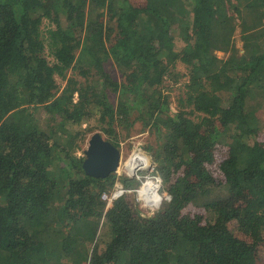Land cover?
Here are the masks:
<instances>
[{
	"label": "trees",
	"instance_id": "obj_1",
	"mask_svg": "<svg viewBox=\"0 0 264 264\" xmlns=\"http://www.w3.org/2000/svg\"><path fill=\"white\" fill-rule=\"evenodd\" d=\"M133 115L170 197L153 214L105 212L115 175L76 155ZM263 242L264 0H0V264H259Z\"/></svg>",
	"mask_w": 264,
	"mask_h": 264
},
{
	"label": "built area",
	"instance_id": "obj_2",
	"mask_svg": "<svg viewBox=\"0 0 264 264\" xmlns=\"http://www.w3.org/2000/svg\"><path fill=\"white\" fill-rule=\"evenodd\" d=\"M117 148L120 158L117 169L112 173L115 175L114 183L100 194V201L105 205V212L114 202L132 195L142 208L151 214L155 213L164 202L170 200L169 195L163 189L157 162L148 156L141 146H135L130 151L123 150L122 144ZM85 150L86 148L82 151V155ZM125 156H128L127 160H124ZM121 178L135 179L139 184L136 187H126L122 184ZM141 190H143L142 194Z\"/></svg>",
	"mask_w": 264,
	"mask_h": 264
},
{
	"label": "rangeland",
	"instance_id": "obj_3",
	"mask_svg": "<svg viewBox=\"0 0 264 264\" xmlns=\"http://www.w3.org/2000/svg\"><path fill=\"white\" fill-rule=\"evenodd\" d=\"M132 1V0H131ZM135 3H141L143 0H133ZM175 18L177 19V17L174 16V22H176ZM46 25V23L42 24V28H44ZM233 41L234 44L237 48H241V42H240V38H239V33H238V29L235 31L234 35H233ZM216 55L220 58H225L226 55L223 53H216ZM50 60V58H49ZM104 68L106 70V72L109 74V76L115 80L120 82L122 77L121 74L119 73L117 67L111 62L108 61L104 64ZM176 70L181 73L184 74L186 72V69L183 65L181 64H177L175 65ZM68 76L67 77H73L76 78L77 76V72L76 71H70L67 73ZM182 81H180V83L174 84L172 81H166L165 84H163V90H164V94H166L168 96V100L170 102V110L172 112L175 113L176 111V97L180 94V88H181V84ZM57 82L60 85L61 88H63L65 86V82L63 80H60L57 78ZM115 95H110V99L111 100H115ZM135 118V115L131 116V118L128 120V122H133ZM263 125V124H262ZM115 129H117V133H118V147L120 146V144L123 145V150H127L130 151L132 150L135 146H141L144 150V152L150 156L152 159L154 156L153 152L148 151V147L151 146L152 148L155 147L156 145V140H155V136L153 134V132L147 128H143L142 125L140 124L139 121H134L133 125L129 128H121L119 126H117ZM90 138V136L86 139L85 143L82 146V149L80 151H78L76 153V155L80 158L83 157L82 155V151L86 148L87 146V141ZM105 140H107L105 137H103ZM219 148L215 150V157L218 160L220 157H224V152H222L223 150H221V146H218ZM128 156L124 157V160H127ZM136 202V200H135ZM137 203V202H136ZM138 204V203H137ZM140 205V204H139ZM188 210H191V213H196V212H201L202 213V209L196 208V207H190L188 208ZM93 242L89 241L88 245L89 247L93 246ZM260 253L257 255V257L260 259L259 264H264V242L262 243L261 247H260Z\"/></svg>",
	"mask_w": 264,
	"mask_h": 264
},
{
	"label": "water",
	"instance_id": "obj_4",
	"mask_svg": "<svg viewBox=\"0 0 264 264\" xmlns=\"http://www.w3.org/2000/svg\"><path fill=\"white\" fill-rule=\"evenodd\" d=\"M83 155V170L93 178L110 176L117 169L120 158L119 150L99 133L90 136Z\"/></svg>",
	"mask_w": 264,
	"mask_h": 264
},
{
	"label": "bare ground",
	"instance_id": "obj_5",
	"mask_svg": "<svg viewBox=\"0 0 264 264\" xmlns=\"http://www.w3.org/2000/svg\"><path fill=\"white\" fill-rule=\"evenodd\" d=\"M138 156L141 158V155L140 154H138ZM153 187H154V185H153ZM143 193V190H141V194Z\"/></svg>",
	"mask_w": 264,
	"mask_h": 264
},
{
	"label": "clouds",
	"instance_id": "obj_6",
	"mask_svg": "<svg viewBox=\"0 0 264 264\" xmlns=\"http://www.w3.org/2000/svg\"><path fill=\"white\" fill-rule=\"evenodd\" d=\"M107 141V140H106ZM117 148V147H116ZM118 149V148H117ZM112 175V174H111ZM156 199H159L158 197H156Z\"/></svg>",
	"mask_w": 264,
	"mask_h": 264
}]
</instances>
